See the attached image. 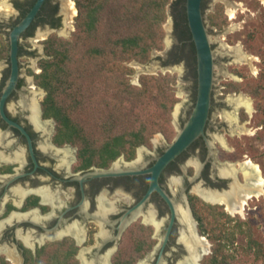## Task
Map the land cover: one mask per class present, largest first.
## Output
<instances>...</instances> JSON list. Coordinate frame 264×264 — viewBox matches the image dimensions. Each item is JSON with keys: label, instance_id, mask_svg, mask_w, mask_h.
Segmentation results:
<instances>
[{"label": "flooded vegetation", "instance_id": "af4514ba", "mask_svg": "<svg viewBox=\"0 0 264 264\" xmlns=\"http://www.w3.org/2000/svg\"><path fill=\"white\" fill-rule=\"evenodd\" d=\"M7 1L11 6L8 13L0 12V37L8 46V56L0 60V101L11 74L9 34L37 2ZM64 2L45 0L20 38V77L16 89L4 104V112L26 134L10 125L0 111V248L4 250L0 256L7 259L11 254L18 256L21 262V259L25 261V249L36 253L49 243L67 240L76 249V264H83L84 258L94 264H101L100 260L108 264H178L190 254L182 240L183 234L190 232L188 226L181 222L179 206L189 209L197 235L209 244L208 236L200 232L193 210V197L208 204L220 205L231 215L226 205L207 201L198 190L223 195L229 194L234 183L243 185L246 182L244 173L240 171V162L222 159L213 143L209 147L208 140L212 139L209 131L214 128L212 115L220 104H216L213 96L211 120L206 126L205 136L198 138L160 176L159 184L175 206L173 223L170 205L159 192L154 191L142 203L150 188L151 174L87 177L81 182L82 177L96 169H110L115 161L109 167H81L77 147L55 143L56 127L54 132L50 127L46 131L37 128L29 106L33 101V92L40 91V86L36 84L34 75L23 74L24 57L35 54L31 44L45 35L49 37L60 32L67 24L68 10ZM185 3L181 2L173 8V46L162 63L163 66L174 67L184 64V71L191 82L190 99L181 107L179 126H183L185 119L191 115L198 86L196 49L194 51L192 48L194 43ZM31 70L34 71V66L30 67ZM37 97L39 101L40 96ZM38 103L42 109L39 120L45 123L50 118L44 117L42 103ZM171 142L164 139L156 147L154 141L152 150L145 146L143 159L140 160L145 169L154 165L155 161L151 159L162 155L165 145ZM64 149L71 151L65 162ZM122 156L128 162L138 157L127 160ZM231 166L237 168L235 176L222 175L221 170L233 168ZM139 205L137 217L125 228L126 220L132 216L130 211ZM150 212L154 214L153 222L146 219ZM133 227L137 231L138 241L125 253V240L134 231Z\"/></svg>", "mask_w": 264, "mask_h": 264}, {"label": "trees", "instance_id": "16d2710c", "mask_svg": "<svg viewBox=\"0 0 264 264\" xmlns=\"http://www.w3.org/2000/svg\"><path fill=\"white\" fill-rule=\"evenodd\" d=\"M181 2L186 0H75L78 14L71 38L53 35L44 42L49 59L41 61L42 71L35 75L36 84L46 91L44 117L55 120V143L78 148L81 167H109L122 155L133 160L140 146H152L157 133L173 138L172 113L179 101L176 75H142L141 85L135 86L130 78L135 71L128 64L148 63L154 50L164 49L168 6ZM209 20L220 30L226 27L224 5L218 4ZM7 51L0 37V60ZM241 90L264 114V71L256 84L230 83L225 93ZM247 117L242 111V119ZM192 205L200 232L212 244L202 264H241L236 251L239 236L247 241L244 252L264 264V242L255 237L251 218L233 217L222 206L198 197H193ZM132 230L125 253L138 241L136 229ZM75 252L67 240L49 243L36 253L25 249L24 264H76ZM0 264L11 262L0 256Z\"/></svg>", "mask_w": 264, "mask_h": 264}, {"label": "rangeland", "instance_id": "374dc122", "mask_svg": "<svg viewBox=\"0 0 264 264\" xmlns=\"http://www.w3.org/2000/svg\"><path fill=\"white\" fill-rule=\"evenodd\" d=\"M0 1L3 2L5 0ZM66 1L68 3H65ZM65 2L64 6L68 10V14L66 15L67 20L65 21L67 24H65L60 32L54 33L49 37L57 35L61 38L70 39L73 32L75 31V18L78 14L75 0H65ZM69 2H73L74 7L77 10L76 13L73 14V11L71 12ZM218 4L224 5V11L229 21V24L222 30L211 26L209 20L210 14L215 11ZM7 6L8 9H10L11 6L9 4H7ZM231 8L236 9V16L234 19H231L229 15V10ZM168 14V19L164 24V29L166 31V35L164 38V49L161 51L154 50L152 52L151 60L148 63H140L134 60L128 64V66L132 67L135 71L130 77L131 84L135 86L141 85L140 77L142 75H158L159 73H170L172 75H176L177 77L174 87L176 97L179 99V101L175 105L172 113V125L174 127L173 131L175 132V134L173 135V138L171 140H169L163 133L155 134L151 139L152 146L149 147V149L151 150L154 147V141L160 143L163 142L164 139H166L168 142L174 140L178 132L176 124L180 125L181 123V110L177 118L174 116L176 106L181 105L182 107L184 104H187L191 95V91L189 89L191 86V82L187 78V74L184 71V64H179L175 67L162 65L167 52H169V50L173 46L174 33L172 4L168 6ZM205 18L209 26L213 48L214 51H216L218 61L215 69L216 76L214 98L216 104L220 105L215 109L212 115L214 128L209 131V134L212 137L211 142L220 152V156L222 157V159H231V161L233 162L240 163H243L247 160H252L254 163H257L261 168L262 176L264 178V126L261 124V122H263L264 120V114L257 111L255 99L247 92L241 90L228 94L225 93V90L230 83L256 84V81L260 77V74L262 73V71H264V0H206ZM251 34H254L252 39L250 38ZM49 37L48 35H45L41 37L40 41H38V39L31 44V48L35 50V54L33 56L24 57L23 62L25 66L23 68V74L29 73L30 76L34 75L35 77L36 74L41 73V61L43 59H49V57L46 55L44 43ZM168 41L170 42V44H167ZM238 46L242 48V51L244 53L250 56L249 61L244 62L238 61L236 59L232 48H236ZM1 64L2 61H0V66ZM32 66H34V71H29L30 67ZM45 96L46 95L44 94L40 96L39 101L41 103L43 102ZM239 96L250 98L254 109L252 113H249L242 107L238 110L240 125L245 126V128L248 130L244 133L240 130H235V128L230 123H228L226 119H224L225 113L232 112L234 110L233 105H231L230 103V99ZM242 111H245L248 115L246 120L242 119ZM159 134H162L163 137L157 138ZM138 149L136 152V157L140 154L138 152ZM263 203L264 195L258 198L250 199L248 200L242 213L235 215V213L231 212V215L233 217L240 215L243 219L251 218L255 223V237L264 242ZM246 242L247 241L244 236H239L236 251L238 258L242 261L241 264H263L262 260L255 261L254 254H246V252H244L243 249L246 245ZM7 260L10 261L11 264H15L11 260ZM21 264H24V261L22 259Z\"/></svg>", "mask_w": 264, "mask_h": 264}, {"label": "water", "instance_id": "95a60500", "mask_svg": "<svg viewBox=\"0 0 264 264\" xmlns=\"http://www.w3.org/2000/svg\"><path fill=\"white\" fill-rule=\"evenodd\" d=\"M45 0H37L31 11L24 17V19L18 23L9 34V45H10V62H11V74L9 80L3 90L2 98L0 101V111L2 117L15 127L20 128L25 134L26 132L15 122L9 120L4 112V104L11 93L16 89L19 77V42L21 35L27 30L35 19L38 11L43 5ZM204 0H186V15L188 26L191 31L192 41L195 45L196 56H197V99L192 109L191 115L188 119H185L183 126L176 124L178 132L174 140L165 145V151L160 156H154L151 160L155 163L150 168L145 169V165L140 163V154L134 161L128 162L124 157H120L115 161L114 165L110 169H96L93 172L86 174L81 178V182L85 181L87 177H119V176H130L139 174H151V184L149 191L147 192L144 200L145 202L154 191L160 193V195L168 202L172 210V223L174 222L176 212L175 206L173 205L170 197L161 188L159 179L162 172L168 167V165L177 159L185 150H187L198 138L205 136L206 126L211 120V107L212 100L215 92V76L217 66V54L213 48V42L211 40L209 26L205 18ZM172 22V21H171ZM167 44H170L168 41ZM44 95L46 91L38 87ZM176 106L174 116L178 109ZM40 114H42L41 105L39 104ZM181 110V109H180ZM53 123V132L55 130V120L50 119ZM158 137H163L159 134ZM212 142L208 140L209 147L211 148ZM31 144V141H30ZM155 146H158V142H155ZM68 147V146H67ZM145 146L140 147L138 152H143ZM123 164V165H122ZM123 166V167H122ZM184 171L186 168L184 167ZM139 206L135 207L132 212V216L126 220L125 228L137 217L136 210ZM210 244V243H209ZM211 252V244L208 249V253ZM1 255V254H0ZM205 255V256H206ZM204 256L202 257V259ZM7 259H9L7 257Z\"/></svg>", "mask_w": 264, "mask_h": 264}, {"label": "bare ground", "instance_id": "6f19581e", "mask_svg": "<svg viewBox=\"0 0 264 264\" xmlns=\"http://www.w3.org/2000/svg\"><path fill=\"white\" fill-rule=\"evenodd\" d=\"M8 1L5 0L3 2L0 1V12L5 11L8 13L9 9L7 6ZM70 10L74 14L76 13V8L74 7L73 2L70 3ZM229 15L231 19H234L236 16V9H230ZM234 56L238 61H249L250 56H248L246 53L242 51V48L240 46L236 48H232ZM181 70V69H180ZM33 101L30 104L29 108L31 110V118L33 122L36 124V127L39 129H44L45 131L50 127L53 128V123L50 121H47L45 123H42L40 118V108L39 103L37 101V96H42L44 93L40 91H34ZM231 105L234 106V110L232 112H227L224 115V119L230 123L235 130H240L241 132H247L248 130L245 128V126L240 125L239 117H238V110L241 107L246 108V110L249 113L253 112V105L252 101L248 97L239 96L236 98L230 99ZM181 105L178 106V109L176 111V116L179 115ZM65 153L64 156V162L71 155L70 150H63ZM143 152H140V159H143ZM232 165V164H231ZM230 166V165H229ZM240 171L244 173L246 182L241 185L238 183H234L232 186L231 191L229 194H223V195H217L213 191H201L200 189L198 192L200 195L203 196L207 201L212 203H221L226 205L227 209L232 213H242L244 210V207L246 206L248 200L253 198H258L262 195H264V178L262 176V171L260 166L257 163H254L251 160H247L240 164ZM233 167V166H231ZM235 168H223L222 175H232L235 176ZM178 181V180H176ZM49 193V192H48ZM179 215L181 222L186 224L189 229V234L184 233L182 236V240L184 241L185 245L187 246L189 250V256H186L185 260L179 262L178 264H200V261L202 260V257L208 253L209 244L207 241L197 235V232L195 230V222L193 221L191 217V213L189 209H186L182 206H179ZM19 218L21 215L18 216ZM13 218V217H12ZM21 219V218H20ZM146 219L154 221V214L152 212L149 213L148 216H146ZM147 221V220H146ZM156 221V220H155ZM158 223V222H157ZM156 224V223H155ZM159 227V225H157ZM77 236V235H76ZM3 249L0 248V254L3 253ZM8 252V251H7ZM6 252V253H7ZM8 257L15 263V264H21L18 256H13L11 254H8ZM101 264H108L105 260H100ZM83 264H94L93 261H87L85 258L83 259Z\"/></svg>", "mask_w": 264, "mask_h": 264}]
</instances>
